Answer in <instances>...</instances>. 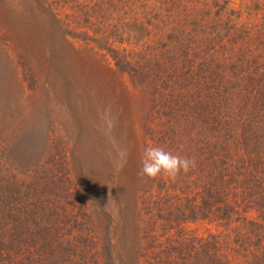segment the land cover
Instances as JSON below:
<instances>
[{
	"label": "rangeland",
	"instance_id": "rangeland-1",
	"mask_svg": "<svg viewBox=\"0 0 264 264\" xmlns=\"http://www.w3.org/2000/svg\"><path fill=\"white\" fill-rule=\"evenodd\" d=\"M89 2L0 0V221L6 224L4 213L15 216L12 205L25 216L33 214L34 204L42 206L38 217L45 230L32 243L50 242L54 251V257L39 261L31 248L5 264H65L69 245L68 264H107L106 253L114 264H167L157 246L165 249L169 234L144 230L163 218L150 212V223L140 229L132 224L133 215L145 212L139 182L145 188L164 182L140 175L149 146L194 159L195 166L179 174L185 176L180 184L189 185L200 205L208 203L210 189L235 202L245 228L233 238L223 236L228 240L221 249L234 243V262L243 264L254 249L246 237L257 245L258 235H264V0H149L138 5L143 10L138 26L120 7L124 19L119 21L128 26L122 36H114L119 27L108 36L131 62L135 80L118 73L111 56L73 38L68 32L74 29L61 27L52 16L66 5L74 10ZM47 6L57 11L50 13ZM158 11L163 14L156 19ZM156 54L165 63L158 72L176 77L161 93L140 85L141 74L152 66L147 59ZM225 155L234 162V178ZM230 227L208 219L184 225L191 257L172 264H229L222 261L225 253L208 261L214 243L193 248L202 237ZM83 228L95 236L98 259L75 245L82 244L75 236ZM3 239L2 255L10 249ZM260 240L264 250V237Z\"/></svg>",
	"mask_w": 264,
	"mask_h": 264
},
{
	"label": "trees",
	"instance_id": "trees-1",
	"mask_svg": "<svg viewBox=\"0 0 264 264\" xmlns=\"http://www.w3.org/2000/svg\"><path fill=\"white\" fill-rule=\"evenodd\" d=\"M96 1L97 0H90V2L84 6L80 4L76 6V9L74 10H72V8H69L70 6L66 5L64 6L66 7L64 12H59V11L54 12L57 11L55 10L54 7L51 8L48 6L47 7L49 8L48 12L50 13L54 12L52 16L55 18L57 24H59L61 27H69L74 29L68 32L69 35H71L73 38L76 39H83V41H85L87 45L93 43V45H95L97 49L104 51L108 56H111L112 61L114 62V66L118 73L122 75L128 74L129 76L133 77V80L137 79L134 78L135 77L133 74L134 70L131 68V62L128 60V58H125V60H123V57H121L122 52L120 51V49L114 46L115 44L111 43L112 38L109 39L108 34L110 35L113 29H117L119 27L120 29L114 36L116 35L122 36L124 34L123 31L128 26V21L125 20L119 21L121 19H124L122 16H120V7H125L126 9H128V11L124 12V14L130 15L129 17L133 18L134 23L135 24L137 23L138 26V24L141 21H143V19L140 20L139 18V11L141 12L143 10H140L138 8V5H140L141 2H148L149 0H98V5ZM161 14L163 13L158 11L155 13L154 17L157 19L161 16ZM204 24L206 23L203 22V25ZM182 27H184V24H182L179 28ZM168 29L170 31L172 27H169ZM75 30H78L80 32H77ZM100 36H105V38H102V40L99 41L98 37ZM188 47L190 48L192 46L189 45ZM202 48H204V46ZM214 48L212 49V51L214 50ZM195 50L196 48L193 49V51ZM203 50L205 49H202V51ZM160 55L161 54L159 55L156 54L155 55L156 57L152 61L147 59L148 65H152L149 68L150 70L149 72H146V74L138 73L144 75L140 83L142 88L148 89L147 86H151L153 90H158L159 93L169 91L166 87L167 82L168 81L174 82L176 78L173 77V75L170 74V72L169 74L166 73V71L164 70H163L164 71L163 74H160L158 72L159 69H162L161 66H165L163 59L159 58ZM154 77H160L159 82H157L156 79H153ZM146 80H149V84H146ZM161 82H166V83L162 85ZM188 88L189 90H191L189 85ZM247 148L249 147L246 146L243 149H247ZM228 157L230 159L229 160L230 164H228L227 166L230 167L229 173L231 174V177L234 178L235 177L233 170L234 162L232 158H230V156L228 155L223 156L224 159H227ZM222 162L226 164L224 160ZM184 179L185 176L182 175L180 176L178 175L175 179L169 177L166 178V176L160 175L157 178L152 179L153 180L152 182L164 181L163 183H161L162 185L153 184L146 188L143 187V185H141L142 181H140L139 182L140 186L137 188V193L139 194L138 201L141 202L142 206H144L145 212H143V210L140 209L137 214L133 215L136 218V220H133L132 222L133 226L140 229L145 222H149L150 220H153L154 214L150 212H154L160 218H163L162 220L163 222L160 223L154 222L152 224L154 226L153 229L146 228L144 230L149 233L153 231L154 232L159 231L164 235L169 234L167 240V247L163 249V245L162 246L158 245L157 249L162 247L159 254L166 255L165 263L172 264L174 259H177V261H179V258L185 259L186 254L191 257L192 252H191L190 238L187 232L186 234L183 233L182 229L184 225L190 222H196L198 220H203V219H208L211 224L215 221L219 225L221 223H223L224 225H229L231 226L230 229L223 234L221 233V235L210 234L206 238L202 237L199 244L193 249L195 252H197V248L203 247V242H204V246H206L209 242L214 243L215 244L214 255L211 256L208 261H215V259H217V256L219 254L225 253L227 254V257L222 261L228 260L229 264H232L235 260L238 259L234 255L235 244L233 243L231 249L226 248L224 249L226 252H223V250L221 249V246H223V240H228L225 239L224 237L233 238L236 235H240L244 230L246 224V223H241L240 213L235 205V202L232 203V201L228 199L229 197H223L222 193L224 191L210 189L208 191V197H209L208 203L204 202L203 205H200L198 201L196 202V200L192 198V193L190 192L189 185L187 184L188 186H184L183 183L180 184L181 181ZM232 185H234V183H232ZM216 194L222 197V202L216 198ZM10 207L14 210L15 216L6 215L4 213L1 219L3 221L7 220L6 224H3V222L0 221V237L4 238L2 243L6 242L8 248H10L6 254L3 253L4 255L1 254L3 252V249L0 248V264H5V262L7 261L6 259H9L11 255L20 256L21 254L24 253H30L31 248L32 251H36V252L30 254L36 257L37 260L39 261L42 260L41 257H45V258L54 257L53 255L54 251L49 250L50 242L48 244H45V246L42 245L41 247L38 246L37 241H34L32 243V241L36 239L39 235H41L43 230H45L43 224H41V220L43 218L38 217L40 213L43 214V210L41 209L42 206L38 204H34L33 207L29 209L30 211H34V212L33 214L28 216H25V214L22 212H19L17 214L18 210H16V208H13L14 207L13 205ZM29 217L31 219H29ZM162 223L166 226H164ZM160 225L164 227V230L160 229L161 230L160 231L156 229ZM25 233L28 235L30 240L28 237L24 236L26 235ZM177 234L182 239L184 237V240H182V242L178 241ZM174 236H176V240ZM75 237L77 238V240L81 239L82 244L76 243L75 245H78V247L83 249L84 256L92 257V259H98L95 256V248H94L95 236H92L90 229H86V228L79 229L77 232V236ZM251 237H252L251 235L247 236L245 241L246 243H249L251 248L254 249L253 251L248 250V252L245 254L243 258V264H264V250L261 248V240H260V237H264V235L262 236L258 235V237L256 238L258 240L257 245L248 242L252 240ZM66 244L69 245L68 240H66ZM21 246H26V247L21 248ZM101 246L103 248L102 254H104L106 252L104 249L105 248L104 242L101 243ZM72 249L73 248L71 247V245H69L67 247V250L65 251L66 254H69V255L64 254L65 264L69 263L66 261L70 259V253L71 251H73ZM153 251L155 252V250ZM156 255L157 254H151L150 258L155 257ZM105 256L107 257L103 260H107V264L110 263L114 264L110 253H106ZM93 264H97V263L95 262Z\"/></svg>",
	"mask_w": 264,
	"mask_h": 264
},
{
	"label": "clouds",
	"instance_id": "clouds-1",
	"mask_svg": "<svg viewBox=\"0 0 264 264\" xmlns=\"http://www.w3.org/2000/svg\"><path fill=\"white\" fill-rule=\"evenodd\" d=\"M140 175L155 179L160 175H167L175 179L181 172L187 173L195 166L193 158L174 155L160 146L145 148L141 160Z\"/></svg>",
	"mask_w": 264,
	"mask_h": 264
}]
</instances>
